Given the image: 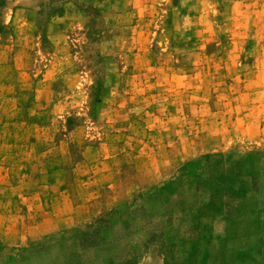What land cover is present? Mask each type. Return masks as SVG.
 Segmentation results:
<instances>
[{"label":"rangeland","instance_id":"1","mask_svg":"<svg viewBox=\"0 0 264 264\" xmlns=\"http://www.w3.org/2000/svg\"><path fill=\"white\" fill-rule=\"evenodd\" d=\"M264 0H0V264H264Z\"/></svg>","mask_w":264,"mask_h":264},{"label":"crops","instance_id":"2","mask_svg":"<svg viewBox=\"0 0 264 264\" xmlns=\"http://www.w3.org/2000/svg\"><path fill=\"white\" fill-rule=\"evenodd\" d=\"M253 216L256 226L258 225L260 229L259 231L264 233V209L256 208V211H254Z\"/></svg>","mask_w":264,"mask_h":264}]
</instances>
